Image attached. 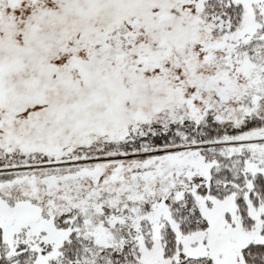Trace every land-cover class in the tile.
<instances>
[{
	"label": "snow or ice",
	"instance_id": "6c2138e0",
	"mask_svg": "<svg viewBox=\"0 0 264 264\" xmlns=\"http://www.w3.org/2000/svg\"><path fill=\"white\" fill-rule=\"evenodd\" d=\"M0 264H264V0H0Z\"/></svg>",
	"mask_w": 264,
	"mask_h": 264
}]
</instances>
